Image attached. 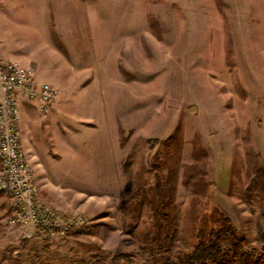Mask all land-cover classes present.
Returning a JSON list of instances; mask_svg holds the SVG:
<instances>
[{
  "label": "rangeland",
  "instance_id": "obj_1",
  "mask_svg": "<svg viewBox=\"0 0 264 264\" xmlns=\"http://www.w3.org/2000/svg\"><path fill=\"white\" fill-rule=\"evenodd\" d=\"M62 4L83 19L63 35L78 41L70 74H39L59 104L45 118L34 101L19 108L42 200L86 224L25 241L0 193V264H167L221 213L259 249L264 0Z\"/></svg>",
  "mask_w": 264,
  "mask_h": 264
},
{
  "label": "built area",
  "instance_id": "obj_2",
  "mask_svg": "<svg viewBox=\"0 0 264 264\" xmlns=\"http://www.w3.org/2000/svg\"><path fill=\"white\" fill-rule=\"evenodd\" d=\"M58 95L57 88L37 79L33 68L0 61V193L11 198L8 225L19 228L25 241L39 235L63 238L86 224L81 214H64L42 200L22 146L21 100L34 101L43 112Z\"/></svg>",
  "mask_w": 264,
  "mask_h": 264
},
{
  "label": "crops",
  "instance_id": "obj_3",
  "mask_svg": "<svg viewBox=\"0 0 264 264\" xmlns=\"http://www.w3.org/2000/svg\"><path fill=\"white\" fill-rule=\"evenodd\" d=\"M63 2L66 0H0V61L8 60L24 67H31L35 70L38 80L42 68H49L51 76L70 74L71 69L66 68L73 67L74 63L69 61L68 55L76 58L74 50H77L78 41L75 34H72L71 38L74 40H71V45L68 46L63 35L67 27L75 28L78 23L70 22L68 19L77 16L76 19L81 21L83 14L71 11L74 14L70 17L63 7ZM73 5L77 9V2L73 1ZM56 80L54 77L51 82L57 83ZM40 81L49 82L42 79ZM56 103L59 104V101ZM37 108L43 118L48 116L50 107L43 113L38 106ZM20 127L23 149L32 172L33 170L36 172L40 163L36 161L34 153L29 154L30 144L26 145L23 134V131H28L27 118L23 124L21 116ZM37 180L43 182L42 179ZM44 190H47L46 184L41 185L42 195L46 193ZM48 191L52 194L51 190Z\"/></svg>",
  "mask_w": 264,
  "mask_h": 264
},
{
  "label": "trees",
  "instance_id": "obj_4",
  "mask_svg": "<svg viewBox=\"0 0 264 264\" xmlns=\"http://www.w3.org/2000/svg\"><path fill=\"white\" fill-rule=\"evenodd\" d=\"M261 247L247 246L226 213L220 214L219 225L200 232L198 241L167 264H264V233Z\"/></svg>",
  "mask_w": 264,
  "mask_h": 264
}]
</instances>
